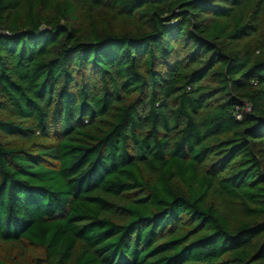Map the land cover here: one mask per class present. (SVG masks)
I'll use <instances>...</instances> for the list:
<instances>
[{
    "label": "trees",
    "instance_id": "1",
    "mask_svg": "<svg viewBox=\"0 0 264 264\" xmlns=\"http://www.w3.org/2000/svg\"><path fill=\"white\" fill-rule=\"evenodd\" d=\"M0 264H264V0H0Z\"/></svg>",
    "mask_w": 264,
    "mask_h": 264
}]
</instances>
